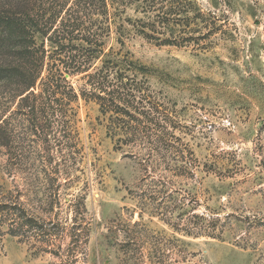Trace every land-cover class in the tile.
Instances as JSON below:
<instances>
[{"label":"rangeland","instance_id":"374dc122","mask_svg":"<svg viewBox=\"0 0 264 264\" xmlns=\"http://www.w3.org/2000/svg\"><path fill=\"white\" fill-rule=\"evenodd\" d=\"M189 1L202 20L175 34L109 14L106 52L154 70L124 141L81 95L70 127L5 104L0 203L31 222L0 218V264H264V0Z\"/></svg>","mask_w":264,"mask_h":264},{"label":"trees","instance_id":"16d2710c","mask_svg":"<svg viewBox=\"0 0 264 264\" xmlns=\"http://www.w3.org/2000/svg\"><path fill=\"white\" fill-rule=\"evenodd\" d=\"M193 3L74 0L66 10L68 0L0 1V146L10 148L12 144L9 125L2 118L5 104L12 105L18 98L20 110L29 108L36 117L44 108L48 114L52 111V116L64 119L68 126L75 116L73 105L81 95L100 105L102 115L109 120V131L119 141H124L127 131L136 133L143 122L136 115H142L140 107L150 99L144 93L150 87L154 70L130 53L122 54V49L106 52V36L111 31L109 14L122 7H142L152 20L145 26L148 30L163 25L167 32L175 34L189 27L190 21L202 20L200 10L192 9ZM112 15L115 17V13ZM115 21L113 18V24ZM137 29L140 35L149 37L146 28ZM124 30L122 26L120 32ZM120 43L125 46L123 41ZM173 43L168 39L163 45ZM78 74H84L82 79L86 81L81 93L67 79ZM152 114L149 112V117ZM18 206L21 205L14 208L12 204L0 203V218L7 216L9 210H18L24 215L21 219L31 222Z\"/></svg>","mask_w":264,"mask_h":264}]
</instances>
